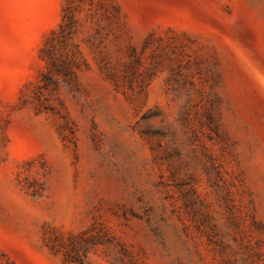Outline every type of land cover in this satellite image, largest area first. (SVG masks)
<instances>
[{
	"label": "rangeland",
	"instance_id": "rangeland-1",
	"mask_svg": "<svg viewBox=\"0 0 264 264\" xmlns=\"http://www.w3.org/2000/svg\"><path fill=\"white\" fill-rule=\"evenodd\" d=\"M0 264H264V0H0Z\"/></svg>",
	"mask_w": 264,
	"mask_h": 264
}]
</instances>
